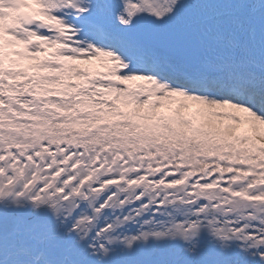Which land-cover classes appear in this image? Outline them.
<instances>
[{"label": "snow or ice", "instance_id": "obj_1", "mask_svg": "<svg viewBox=\"0 0 264 264\" xmlns=\"http://www.w3.org/2000/svg\"><path fill=\"white\" fill-rule=\"evenodd\" d=\"M0 264H264V0H0Z\"/></svg>", "mask_w": 264, "mask_h": 264}]
</instances>
